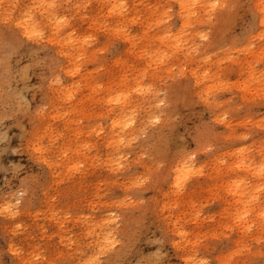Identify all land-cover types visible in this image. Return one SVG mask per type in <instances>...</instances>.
Here are the masks:
<instances>
[{
	"label": "clouds",
	"instance_id": "1",
	"mask_svg": "<svg viewBox=\"0 0 264 264\" xmlns=\"http://www.w3.org/2000/svg\"><path fill=\"white\" fill-rule=\"evenodd\" d=\"M6 122L0 264H264V0H0Z\"/></svg>",
	"mask_w": 264,
	"mask_h": 264
},
{
	"label": "rangeland",
	"instance_id": "2",
	"mask_svg": "<svg viewBox=\"0 0 264 264\" xmlns=\"http://www.w3.org/2000/svg\"><path fill=\"white\" fill-rule=\"evenodd\" d=\"M237 32L240 31L239 28L236 29ZM39 55H43L42 53ZM37 72H39V69H37ZM34 82H38L34 78ZM11 122H6L5 128H0V132H5L6 130V136L7 139H5L2 143H0V149H7L6 152L3 153V156L0 157V159H3L5 163H7L9 160H11L13 163H15L17 160H20L21 163H23V159L12 155L11 149L15 147L18 143V138L20 136V129L18 127H12V128H7V124ZM154 245H151V241L148 242V244L145 245V250L146 251H151L152 248H154Z\"/></svg>",
	"mask_w": 264,
	"mask_h": 264
}]
</instances>
